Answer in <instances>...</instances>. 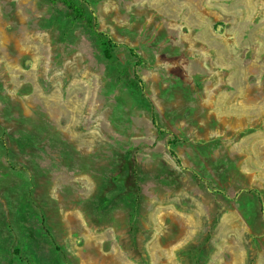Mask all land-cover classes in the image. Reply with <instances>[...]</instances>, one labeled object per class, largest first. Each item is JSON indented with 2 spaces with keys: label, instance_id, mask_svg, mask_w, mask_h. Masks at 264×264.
Returning <instances> with one entry per match:
<instances>
[{
  "label": "rangeland",
  "instance_id": "obj_1",
  "mask_svg": "<svg viewBox=\"0 0 264 264\" xmlns=\"http://www.w3.org/2000/svg\"><path fill=\"white\" fill-rule=\"evenodd\" d=\"M80 4L0 0V264H264V0Z\"/></svg>",
  "mask_w": 264,
  "mask_h": 264
},
{
  "label": "trees",
  "instance_id": "obj_2",
  "mask_svg": "<svg viewBox=\"0 0 264 264\" xmlns=\"http://www.w3.org/2000/svg\"><path fill=\"white\" fill-rule=\"evenodd\" d=\"M54 3L62 4L68 12V15L75 21H78L83 26L92 31L95 36V40L100 49V54L103 59L109 60L112 57V51L117 44L104 32L97 29L94 17L87 12L80 2L84 0H50ZM128 52L135 59V65L139 63L138 57L133 53V49L128 48ZM132 86L138 88L141 85V81L134 73L133 79L129 81ZM141 89V88H140ZM151 107V106H149ZM151 123L154 125L155 117L151 110L150 114ZM172 144L173 142H169ZM173 155L172 150L169 151ZM133 159L129 153L120 155L116 163L112 165L108 171V177H106L105 184L99 189L96 197V205L99 207L107 206V204L117 200L118 198L126 196L137 197L139 187L135 179L133 169ZM221 193L219 191H215ZM18 250L13 249V253L17 254ZM187 259L185 264H201L206 256V246L204 242H199L194 246L189 247L186 251ZM184 254L183 251L179 252ZM6 264H13L11 261Z\"/></svg>",
  "mask_w": 264,
  "mask_h": 264
}]
</instances>
